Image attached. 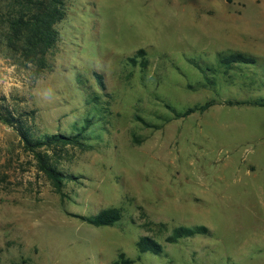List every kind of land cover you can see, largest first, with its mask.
<instances>
[{
  "label": "rangeland",
  "instance_id": "rangeland-1",
  "mask_svg": "<svg viewBox=\"0 0 264 264\" xmlns=\"http://www.w3.org/2000/svg\"><path fill=\"white\" fill-rule=\"evenodd\" d=\"M65 4L44 71L0 46V113L12 123L0 119V264H264V108L226 104L264 99V0ZM233 52L257 67L207 81ZM208 101L184 118L166 107ZM86 117L83 137L37 148L42 160L19 135L77 136ZM109 208L123 214L114 226L81 219ZM181 226L209 234L165 243ZM142 236L162 254L141 253Z\"/></svg>",
  "mask_w": 264,
  "mask_h": 264
},
{
  "label": "trees",
  "instance_id": "trees-1",
  "mask_svg": "<svg viewBox=\"0 0 264 264\" xmlns=\"http://www.w3.org/2000/svg\"><path fill=\"white\" fill-rule=\"evenodd\" d=\"M66 15L65 0H0V46L8 51L9 55L17 59L20 65H33L39 71H44L47 68V59L49 52L58 41V31L56 25L60 23ZM145 51L140 50L136 57H142ZM131 62H136L135 58L130 59ZM258 59L254 56L247 55L241 52L220 53L218 55V67L216 69L207 68L211 72V78L206 77V80H216L218 74L231 78L237 73L244 72L246 68H256ZM264 78V74L262 75ZM213 80V81H214ZM210 82V84L213 83ZM99 98H93L91 105L98 108ZM251 104L256 107L264 108V99H258L252 102H233L228 101V105ZM215 101H208L203 105L187 109L185 112H177L172 106L167 104V108L175 114L177 118L188 117L195 113H204L213 106ZM102 115V112L97 110L93 113V117ZM93 117L83 119L84 125L80 128V134L77 136H66L61 134L47 135L44 139L32 140V135L20 131V137L25 144V149L36 154V149L43 146H51L53 144H70L83 137L86 131L94 125ZM0 119L7 125H12L11 120H8L0 113ZM38 154V159L42 160L41 154ZM44 161V159H43ZM41 169L57 184L60 185L62 179L61 174L55 169L42 165ZM81 219L93 227H110L123 219V214L119 208H109L100 211L97 215L89 217L82 216ZM161 233H165L162 231ZM209 229L205 226L194 228L177 227L166 234L164 242L168 244H176L183 239L195 237L197 235H207ZM137 247L141 253H152L161 255L163 245L153 237L142 236L137 242ZM132 264V260H125L124 254L120 255V260L115 264Z\"/></svg>",
  "mask_w": 264,
  "mask_h": 264
}]
</instances>
